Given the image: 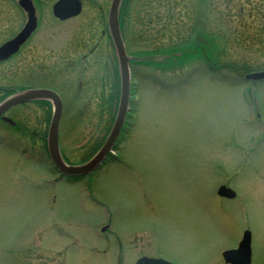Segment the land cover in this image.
I'll return each mask as SVG.
<instances>
[{
    "label": "rangeland",
    "instance_id": "rangeland-1",
    "mask_svg": "<svg viewBox=\"0 0 264 264\" xmlns=\"http://www.w3.org/2000/svg\"><path fill=\"white\" fill-rule=\"evenodd\" d=\"M81 1L82 14L51 36L69 30L80 45L102 14L107 29L112 0ZM127 2L125 44L138 54L131 72L139 85L131 81L117 162L62 180L47 151L52 107L25 105L0 120V264H135L143 256L222 264L219 250L235 248L245 230L252 264H264V80L244 79L264 71V0ZM21 62L0 68V103L27 87L57 89L63 157L72 166L89 160L116 119L120 80L95 61L76 74ZM222 185L237 198L218 197Z\"/></svg>",
    "mask_w": 264,
    "mask_h": 264
},
{
    "label": "flooded vegetation",
    "instance_id": "flooded-vegetation-1",
    "mask_svg": "<svg viewBox=\"0 0 264 264\" xmlns=\"http://www.w3.org/2000/svg\"><path fill=\"white\" fill-rule=\"evenodd\" d=\"M21 1L23 0H0V48H2L5 44L13 41L25 28L26 24L29 21V13L21 6ZM26 1L33 7L35 13L34 15L36 18V28L27 38V40L17 49L15 53L11 54L10 56H7L3 60H0V68L6 66L7 72L12 71L14 70L16 65H19V61H22L20 64H23V69L25 68L34 69L36 66L37 67L40 66L44 68L48 62H51L53 64L52 66H54L53 69L56 70V72L58 73L65 72L69 74H76L79 69L85 67L87 64L92 65V67L94 68V63L91 61H95L96 62L95 66L98 65L96 66V69H99V67L107 68L105 69L106 77L109 78L111 76L113 80H115V77H117L119 81V62H118L117 52L112 42L111 33L109 30V18L107 19V29L104 30L102 28V22L104 21L103 20L104 16L102 14L101 8L100 9L94 8L96 9V11H99V13L102 14L101 19L95 18V24L98 27L94 26L93 28H91L87 40H85V42H82L79 45L76 33L72 35V31L68 30L67 31L69 32L68 34H58L56 37L50 35V33H53V30L56 32H57L56 29L64 30L65 28L68 27L69 22L75 19V18H70L67 20H60L55 17L53 8L55 4L60 0H26ZM111 4L108 9L107 17H109ZM128 5L129 2H127V0H124L119 10V29L121 32V37L123 42H125V36H126L125 34L129 33V29L131 26V17H132L131 12L132 10H134V9L132 10L130 9L129 12L127 13L126 8H128ZM50 20H52L57 24H62V27H55L53 24H51ZM125 28L127 29V31H125ZM107 42L110 46L109 45L107 46ZM79 51H83V52L86 51V52L83 55L79 56L78 58ZM104 51L106 53H104ZM96 57H98V61ZM129 57L135 59L137 56L129 54ZM105 60H107L108 66L105 64ZM132 63L133 61L130 63V66H133ZM101 72H100L101 77H97V78L102 80L104 73L103 71ZM31 89L51 90L57 93L61 97L62 102L64 103L62 94L53 87L50 86L33 87V88L27 87L23 90H31ZM0 90H3V88H0ZM31 104H39V105L41 104L51 107L50 103L47 102L31 103ZM31 104L27 103L25 105H31ZM236 247L232 248L231 250H235ZM37 250L38 249H35V251ZM41 251L44 252V249ZM226 251H229V249L228 250L225 249L222 252L221 250H219L218 252V257L221 259L222 264H227L223 258V254ZM27 252H32L31 248L28 249ZM144 257L160 259L170 262L172 264H176L175 262L165 259L163 257L143 256L141 258ZM252 262H253V249H252L251 264Z\"/></svg>",
    "mask_w": 264,
    "mask_h": 264
},
{
    "label": "water",
    "instance_id": "water-1",
    "mask_svg": "<svg viewBox=\"0 0 264 264\" xmlns=\"http://www.w3.org/2000/svg\"><path fill=\"white\" fill-rule=\"evenodd\" d=\"M122 0H113L110 14H109V28L111 36L117 51L119 63H120V77H121V97L118 114L107 138L105 144L100 151L86 164L82 166H67L60 153L59 148V126L60 119L63 111V105L60 97L48 90H29L18 93L4 103L0 105V117L3 116L11 108L28 102L34 101H50L54 107V114L50 125L48 135V152L52 163L56 169L67 177H82L89 175L97 170L110 155L114 148V144L119 137V134L123 128L126 113L128 112L129 97H130V71L129 61L127 57L124 45L122 42L120 30H119V7ZM21 6L29 13V21L23 31L11 42L5 44L0 48V60L5 59L7 56L15 53L17 49L27 40L31 33L36 28V18L34 15L33 7L26 1H21ZM82 10L80 0H60L53 8L54 15L60 20H67L73 17H77ZM264 79L263 73H255L247 76V80H262ZM218 195L227 199H235L236 193L225 186H222L218 190ZM224 259L227 263L231 264H250L251 263V234L246 232L244 239L239 246L238 250L229 251L224 254ZM137 264H171L163 260H155L143 258L137 262Z\"/></svg>",
    "mask_w": 264,
    "mask_h": 264
},
{
    "label": "trees",
    "instance_id": "trees-1",
    "mask_svg": "<svg viewBox=\"0 0 264 264\" xmlns=\"http://www.w3.org/2000/svg\"><path fill=\"white\" fill-rule=\"evenodd\" d=\"M137 56V55H136ZM133 63H135V60L133 61ZM173 64H177V63H173ZM135 88H136V86H135Z\"/></svg>",
    "mask_w": 264,
    "mask_h": 264
}]
</instances>
